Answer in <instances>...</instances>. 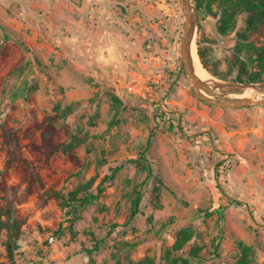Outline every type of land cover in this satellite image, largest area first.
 Instances as JSON below:
<instances>
[{"label": "rangeland", "instance_id": "1", "mask_svg": "<svg viewBox=\"0 0 264 264\" xmlns=\"http://www.w3.org/2000/svg\"><path fill=\"white\" fill-rule=\"evenodd\" d=\"M224 10L202 7L195 48L213 78L235 81L237 44L261 46L264 31L235 9L221 34ZM182 22L178 0H0V208L20 226L15 241L0 231V264H264V105L195 96ZM76 189L95 196L77 218L41 199Z\"/></svg>", "mask_w": 264, "mask_h": 264}, {"label": "trees", "instance_id": "2", "mask_svg": "<svg viewBox=\"0 0 264 264\" xmlns=\"http://www.w3.org/2000/svg\"><path fill=\"white\" fill-rule=\"evenodd\" d=\"M196 5L198 7V10L201 11L202 7H209L211 0H195ZM220 3H222L226 7L232 8V10H224V13L222 14L220 24L218 26V30L221 34H226L228 31L229 24L232 21V13L233 10L238 9L242 12H245L248 14V17L246 18V29L251 34H254L256 32H262L264 31V0H220ZM245 39V38H240ZM198 50L197 53L201 59V62L205 68H207V63L204 58L203 52L199 48V42L197 41ZM235 54L236 59L239 63L240 70L238 71L236 78L233 79L237 82H250V83H256L264 80V44L261 46H254L251 43L248 42H240L237 44L235 48ZM242 56L244 57L242 60ZM215 76L214 72H212ZM223 80H225V77H219ZM155 115L157 118L161 119L162 121H167L170 124V128L173 127L174 122L178 121V116H176L174 113L166 112L165 110H162L161 107H156ZM50 121H53L55 117H49ZM53 132V128L51 125H49L46 128V135L47 140H49L51 134ZM149 145V140L146 148ZM16 147H18L17 144H15ZM58 148V147H57ZM64 151H66L69 154L70 159L75 163L77 161L76 156L74 155V145L73 142L70 141L68 143L63 144ZM146 149L142 152V159L146 160L145 157ZM15 153H10V160L14 159ZM9 160V161H10ZM148 176L151 177L153 175L151 167L148 165ZM32 174L36 177H38V174L36 172H32ZM158 188H154L155 194L157 195ZM79 191L76 189L68 194L66 197L63 193L60 191L55 190H46L41 196V199L43 201L49 200V199H60L62 202L61 204L63 206H69L70 212L73 214V218H77L80 210H82L87 204L90 203V200L94 198L95 196L92 194H86L82 197H78ZM143 194L137 193L133 204L132 209L130 213V218H133L138 212H139V204L141 201ZM228 204L232 205H240L239 201L234 199H229ZM0 214H4L7 216L6 220H2L0 218V231L1 230H7L10 236L13 238V241L17 238L18 231H19V222L17 220H12L10 217L9 210H4L0 208ZM103 240H98L96 242L97 245H95V249L98 248V245ZM10 242V241H9ZM180 247V245H178ZM8 250V257H13V249L12 245L9 243L7 246ZM88 255L91 254V250H87ZM249 262L246 259V256L244 255L242 259H240L236 264H248Z\"/></svg>", "mask_w": 264, "mask_h": 264}, {"label": "water", "instance_id": "3", "mask_svg": "<svg viewBox=\"0 0 264 264\" xmlns=\"http://www.w3.org/2000/svg\"><path fill=\"white\" fill-rule=\"evenodd\" d=\"M178 2L183 16L182 33L179 40L181 70L190 81L195 96L207 104L222 107L237 108L250 105H264V95L257 98L253 96L229 97L230 94H241L246 90L264 93V80L250 83L218 80L215 78L202 80L196 76L193 56L195 53L199 59L195 48L199 10L195 0H178Z\"/></svg>", "mask_w": 264, "mask_h": 264}, {"label": "bare ground", "instance_id": "4", "mask_svg": "<svg viewBox=\"0 0 264 264\" xmlns=\"http://www.w3.org/2000/svg\"><path fill=\"white\" fill-rule=\"evenodd\" d=\"M195 50V49H194ZM194 71L196 73V76L202 80H211L214 79L212 76L209 74V72L200 64L199 59L196 57L194 53ZM246 93L250 96L253 95V90H246ZM246 94V95H247ZM261 95V94H260ZM262 96V95H261Z\"/></svg>", "mask_w": 264, "mask_h": 264}]
</instances>
